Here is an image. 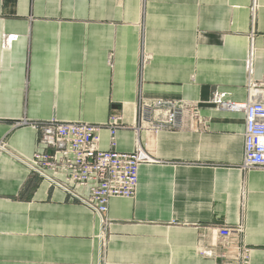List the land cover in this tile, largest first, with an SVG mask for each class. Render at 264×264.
I'll return each mask as SVG.
<instances>
[{
    "label": "crops",
    "instance_id": "0c3cea01",
    "mask_svg": "<svg viewBox=\"0 0 264 264\" xmlns=\"http://www.w3.org/2000/svg\"><path fill=\"white\" fill-rule=\"evenodd\" d=\"M252 86L264 94V0H0V264H231L199 253L223 224H243L264 264V170H242L245 113L216 103ZM141 95L197 104L206 128L137 133ZM114 115L130 126L117 150L155 162L133 199L111 200L101 250L98 217L20 159L44 150L34 124Z\"/></svg>",
    "mask_w": 264,
    "mask_h": 264
},
{
    "label": "built area",
    "instance_id": "2783aa9c",
    "mask_svg": "<svg viewBox=\"0 0 264 264\" xmlns=\"http://www.w3.org/2000/svg\"><path fill=\"white\" fill-rule=\"evenodd\" d=\"M256 1L253 6V14ZM255 31L250 35L251 48L248 59L249 70L254 57ZM17 36H10L14 41ZM150 56L144 57L147 62ZM246 103H228L217 99L219 109L234 113H245V158L243 171L264 170V94L255 96L259 89L252 86ZM28 124L23 120L18 125ZM39 132V142L44 150L31 159H20L30 171L51 188L59 189L71 199L90 209L100 220L99 241L101 250L106 246V232L110 202L114 198L133 199L139 188V171L142 165L155 162L148 152L138 145L133 153L117 150L119 130L129 129L121 115H114L104 124L84 122H60L56 119L34 124ZM206 120L197 104L182 100L141 95L136 108V122L132 129L137 133L149 131H201ZM108 130L110 148L100 147L101 132ZM0 151H8L0 141ZM77 188L89 191L88 196L78 193ZM217 236L215 242L201 240L199 253L203 257L221 259L231 264H250L251 249L241 238L245 226L239 224L213 225Z\"/></svg>",
    "mask_w": 264,
    "mask_h": 264
}]
</instances>
